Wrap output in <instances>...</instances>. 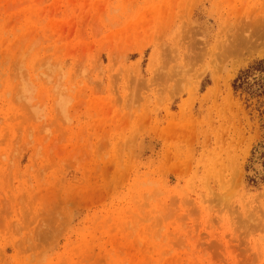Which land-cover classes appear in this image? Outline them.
<instances>
[{
	"label": "rangeland",
	"instance_id": "1",
	"mask_svg": "<svg viewBox=\"0 0 264 264\" xmlns=\"http://www.w3.org/2000/svg\"><path fill=\"white\" fill-rule=\"evenodd\" d=\"M262 61L264 0H0V264H264Z\"/></svg>",
	"mask_w": 264,
	"mask_h": 264
},
{
	"label": "bare ground",
	"instance_id": "2",
	"mask_svg": "<svg viewBox=\"0 0 264 264\" xmlns=\"http://www.w3.org/2000/svg\"><path fill=\"white\" fill-rule=\"evenodd\" d=\"M240 48H241V46L236 45V44H234V45L228 44V45L223 47V49H225L229 53H235V52L237 53V51L240 50Z\"/></svg>",
	"mask_w": 264,
	"mask_h": 264
},
{
	"label": "trees",
	"instance_id": "3",
	"mask_svg": "<svg viewBox=\"0 0 264 264\" xmlns=\"http://www.w3.org/2000/svg\"><path fill=\"white\" fill-rule=\"evenodd\" d=\"M262 64H264V61L261 62ZM239 81V78L237 81H235V84ZM235 84H234V88H235Z\"/></svg>",
	"mask_w": 264,
	"mask_h": 264
}]
</instances>
